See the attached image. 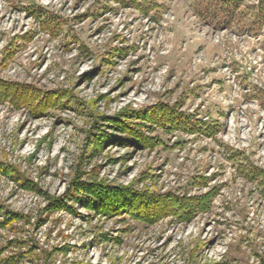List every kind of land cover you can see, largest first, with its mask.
<instances>
[{
	"label": "rangeland",
	"instance_id": "obj_1",
	"mask_svg": "<svg viewBox=\"0 0 264 264\" xmlns=\"http://www.w3.org/2000/svg\"><path fill=\"white\" fill-rule=\"evenodd\" d=\"M207 2L153 0L145 15L110 0H0V79L67 95L40 117L0 104V167L13 170L0 172V207L24 217L0 229V264H264V189L237 170L248 160L264 173L260 0H246L228 28L200 14ZM32 5L66 24L59 37L30 16ZM161 103L216 135L164 136L144 124L167 148L89 146L95 127L119 139L112 119ZM203 176L219 196L189 223L145 226L66 199L78 180L198 195L208 188L191 181ZM53 199L78 216L52 211ZM14 238L25 246L10 245Z\"/></svg>",
	"mask_w": 264,
	"mask_h": 264
},
{
	"label": "trees",
	"instance_id": "obj_2",
	"mask_svg": "<svg viewBox=\"0 0 264 264\" xmlns=\"http://www.w3.org/2000/svg\"><path fill=\"white\" fill-rule=\"evenodd\" d=\"M119 3L120 5L132 9H136L142 14H148L156 8L153 0H110ZM246 0H208L206 7H203L199 12L207 16L210 23H217L222 28L230 27L234 19L241 15L240 10L244 6ZM204 6L200 3L196 6ZM256 13V20L259 26L264 23V0H260ZM198 11H196L197 13ZM28 13L36 21L40 22L43 31L53 34L54 37L61 35V30L66 24L58 21L48 11L42 7L35 5L30 6ZM60 31V32H59ZM9 53L8 55H11ZM66 94L60 91L45 92L34 85L7 82L0 79V104L7 105L15 111H27L33 116H44L50 110L62 108ZM137 123H130V121ZM113 128L122 134L119 139L114 136L103 135L101 129L95 127L90 141V147L98 151L104 144L111 141H118L121 145L132 144L141 150L155 149L158 146L166 147V143L160 137H150L145 135L140 129L144 124L151 125V130L160 131L164 136L175 133H185L189 136L203 135L212 138L216 135L217 130L214 125H210L202 120L193 119L192 115H188L179 111L177 105L169 106L158 104L152 107L145 108L142 111L134 113L131 117L129 114L120 115V117L112 119ZM152 131V132H153ZM179 142L174 146H179ZM239 155L232 157L230 160H237ZM238 161V160H237ZM240 161V160H239ZM242 179L250 184H256L258 189H264V173L250 164L248 160L242 162L237 169ZM0 172L13 176V170L1 168ZM15 178V177H12ZM208 177H195L191 181V187L208 188V191L203 194H175L166 193L159 194L148 190L138 191L131 186L108 185L105 183L91 180L85 182L78 180L73 184L71 194L66 199L71 202L81 204L82 208L91 214H97L106 218L125 217L140 225L151 226L170 218L179 223H189L196 216L208 213L212 208L215 199L219 196V188L213 186L209 188L211 183ZM19 185L28 186L29 183H21L20 179L16 180ZM34 186H30L31 188ZM39 191V190H37ZM40 192V191H39ZM264 192V191H263ZM52 211L66 210L70 214L77 215V212L72 206H68L66 201L51 200ZM0 229L14 230V224L23 221L24 217L20 214H14L5 211L0 207ZM23 239L14 238L11 244L25 246L26 241ZM20 255L16 258H23Z\"/></svg>",
	"mask_w": 264,
	"mask_h": 264
}]
</instances>
